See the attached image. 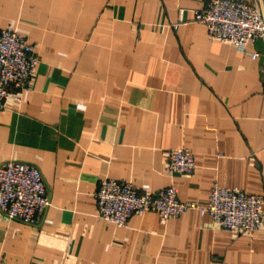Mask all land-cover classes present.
I'll use <instances>...</instances> for the list:
<instances>
[{
	"label": "crops",
	"instance_id": "crops-1",
	"mask_svg": "<svg viewBox=\"0 0 264 264\" xmlns=\"http://www.w3.org/2000/svg\"><path fill=\"white\" fill-rule=\"evenodd\" d=\"M204 1L0 0V30L39 59L0 110V166L35 165L50 201L37 227L0 216V264H264V228L245 236L192 211L125 227L95 216L103 179L172 186L200 206L216 184L264 210V43L239 54L209 41L192 20ZM249 1L264 18V0ZM175 149L191 154L190 175H164Z\"/></svg>",
	"mask_w": 264,
	"mask_h": 264
},
{
	"label": "built area",
	"instance_id": "built-area-1",
	"mask_svg": "<svg viewBox=\"0 0 264 264\" xmlns=\"http://www.w3.org/2000/svg\"><path fill=\"white\" fill-rule=\"evenodd\" d=\"M192 20L205 28L209 41L231 46L245 54L255 40L264 43V18L255 1L205 0L192 11ZM257 54H251L254 59ZM38 57L33 46L15 31L0 30V110L7 100L20 102V94L33 81ZM195 166L184 149L167 152L164 175H190ZM95 216L106 225L125 227L134 214L152 212L160 224L185 212L207 216L214 228L250 236L264 228L260 196L213 184L203 206L180 202L168 186L154 194L138 192L129 183L112 179L98 182L94 193ZM50 201L40 170L33 164L9 161L0 166V216L8 221L37 227Z\"/></svg>",
	"mask_w": 264,
	"mask_h": 264
}]
</instances>
